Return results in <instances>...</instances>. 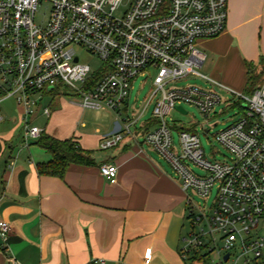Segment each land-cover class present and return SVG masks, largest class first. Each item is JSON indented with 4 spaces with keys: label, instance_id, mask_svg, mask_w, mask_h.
<instances>
[{
    "label": "built area",
    "instance_id": "obj_1",
    "mask_svg": "<svg viewBox=\"0 0 264 264\" xmlns=\"http://www.w3.org/2000/svg\"><path fill=\"white\" fill-rule=\"evenodd\" d=\"M123 2L0 0V105L15 98L23 109L26 146L43 134L27 121L39 105L34 99L39 93L66 88L80 96L83 109L108 108L118 118L125 109L119 132L105 137L99 145L101 151H107L123 140L122 132L130 133L138 126L157 98L152 117L139 125L145 128L155 122L144 142L171 165L184 191L193 190L205 201L212 190L217 192L208 211L201 210V204L194 206L188 195L191 232L182 237V258L190 262L199 255L202 261L216 252L218 264H264V81L247 95L199 71L207 58L199 42L225 31L229 0H128L122 16H117ZM41 4H46L50 12L37 24L35 16ZM80 51L98 57L101 69L93 72L81 63ZM151 72L153 92L139 116L131 114L126 102L132 83L140 76H151ZM190 74L229 92L238 101L241 116L215 137L230 154L224 161H206L196 131L182 130L179 152L174 149L167 121L173 110L192 105L209 118L223 102L211 86L169 87ZM43 114L50 117L49 108ZM189 163L207 174L198 176ZM99 171L110 184L117 183L118 168L114 164H103ZM197 226L199 231L195 230ZM10 232L11 226L0 220L3 244ZM216 234L221 235L219 239ZM217 240L222 242L221 249ZM226 254L229 257L225 261ZM144 264H150L149 257Z\"/></svg>",
    "mask_w": 264,
    "mask_h": 264
},
{
    "label": "crops",
    "instance_id": "obj_2",
    "mask_svg": "<svg viewBox=\"0 0 264 264\" xmlns=\"http://www.w3.org/2000/svg\"><path fill=\"white\" fill-rule=\"evenodd\" d=\"M229 1L225 31L199 42L207 57L203 70L210 75L201 73L224 85L218 80L226 69L231 72L225 74L226 82L243 92L246 65H257L264 56V0ZM242 26L252 43L235 49L233 40ZM1 113L0 220L11 232L6 244L0 237V264H144L148 257L150 264L191 263L180 253L189 223L188 192L144 142L153 127L122 132L123 138L129 137L106 152L99 145L118 133L120 124L104 134L71 127L60 135L43 131L60 140L73 139L94 160L92 166L72 164L58 178L38 173L51 155L37 141L24 144L23 109L17 107L12 116ZM103 164L118 168L116 184L100 174Z\"/></svg>",
    "mask_w": 264,
    "mask_h": 264
},
{
    "label": "rangeland",
    "instance_id": "obj_3",
    "mask_svg": "<svg viewBox=\"0 0 264 264\" xmlns=\"http://www.w3.org/2000/svg\"><path fill=\"white\" fill-rule=\"evenodd\" d=\"M127 3L128 0H124L123 6L116 12L117 16H122ZM228 3H230V1ZM49 12L50 8L46 4H41L38 8V11L36 12L35 22L37 24H41L48 17ZM236 33H238L239 36L237 37V39L235 38V40H233V48L236 49L239 47V45L244 46L250 45V43H252L246 26H242L238 31H236ZM79 56L80 62L89 65L93 72H98L101 69L102 62L98 57L84 51H80ZM261 63L263 62H259L257 65H254L257 68L256 73L261 72L263 68L262 65H264ZM199 71L210 75L207 70H203V68ZM229 73L231 72L225 69L223 72V79L220 77L218 81L223 82L226 87H230L232 90H234L235 86L233 84L227 83L224 78L225 74L228 75ZM153 75L154 73L151 72V76H140L132 83L130 96L126 102L131 114L137 113L136 115L139 116L142 108L149 100V97L153 92ZM236 77L237 80L240 79L239 73H237ZM187 85L198 86L201 88H208L211 86L203 79L190 74L185 78L171 83L169 87L182 88L186 87ZM212 89H214L223 98V102L215 108L214 113L209 118H206L196 106L184 105L183 108L187 112V114H182L177 110H173L170 116L167 117V121L171 126L174 149L176 151L179 152L180 149V132L182 130L193 128L200 138L201 146L205 152L206 161L214 163L219 161L221 162L227 158H230V154L228 153V151L220 143L217 142L215 138L216 134L225 127L229 126L232 122H234V120L240 117L242 113L241 109L237 105L238 101L234 98L233 95L218 87H212ZM41 97L42 99L39 101ZM34 99L38 100L39 105L36 108L35 114L30 116L27 120L29 126H36L42 131L49 130L55 135H60V133H63V131L67 127H71L72 130L81 133L96 134V131L100 130L101 134H104L107 130H113L116 124L121 125L122 119L126 117V113L123 112L125 111V109H123L122 111V118H118L117 113L108 108H86L83 110V107L81 106L80 96L66 88L60 89L54 93H39ZM156 99L157 98H155V101ZM155 101L151 103L150 106H148V108L145 110L144 115L141 117L140 122L137 124L138 126L152 117ZM0 107L5 113H7V115L12 116L15 112V109L19 106L16 103L15 98H10L4 101L0 105ZM45 108H49L51 112L50 117H47L43 114V110ZM2 125H4V123L0 124V126ZM206 130H208L209 132L205 133ZM128 135L123 138V141H125L127 137H129ZM160 162L168 170L173 171L170 164H168L165 160H162ZM189 166L198 176H205L207 174V172L199 166H195L192 163H189ZM216 193V190H212L209 198L206 201L201 196L196 194L193 190H190L188 192V195L190 196L194 206L198 208L199 204H201V210L208 211L213 207L215 203ZM187 224L184 229V233L186 236L191 232V227L189 223ZM195 230L199 231L200 226H197ZM262 233H264V229H262ZM220 236V234H216L215 238L219 239ZM217 246L218 249H221L222 242L217 240ZM218 261L219 259L216 252H213L208 254L204 260L196 261V264H218Z\"/></svg>",
    "mask_w": 264,
    "mask_h": 264
},
{
    "label": "trees",
    "instance_id": "obj_4",
    "mask_svg": "<svg viewBox=\"0 0 264 264\" xmlns=\"http://www.w3.org/2000/svg\"><path fill=\"white\" fill-rule=\"evenodd\" d=\"M260 62L264 64V56H261ZM261 72L256 73V66L253 64H247V86L245 94H252L264 81V65ZM155 123V122H154ZM154 123L147 126L149 128ZM186 131L194 132L193 128ZM43 149L48 151L51 155L49 162L40 164L38 166V173L40 175H50L58 178H63L67 169L72 164L82 165V166H92L94 165V160L92 158L91 152L84 150L76 141L73 139L60 140L48 134H42L41 138L37 141ZM195 256L191 258L192 261H200L201 257Z\"/></svg>",
    "mask_w": 264,
    "mask_h": 264
},
{
    "label": "water",
    "instance_id": "obj_5",
    "mask_svg": "<svg viewBox=\"0 0 264 264\" xmlns=\"http://www.w3.org/2000/svg\"><path fill=\"white\" fill-rule=\"evenodd\" d=\"M176 109H177L178 111L184 113V114L186 113V111H184V109H183L182 107H177ZM228 257H229V255L226 254L225 257H224V260L226 261V260L228 259Z\"/></svg>",
    "mask_w": 264,
    "mask_h": 264
}]
</instances>
